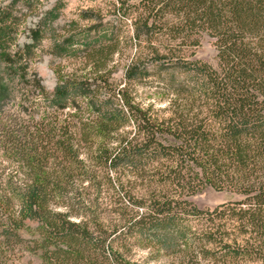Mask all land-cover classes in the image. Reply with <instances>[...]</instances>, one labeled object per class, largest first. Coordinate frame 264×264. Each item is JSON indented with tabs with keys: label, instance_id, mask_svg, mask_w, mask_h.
<instances>
[{
	"label": "trees",
	"instance_id": "1",
	"mask_svg": "<svg viewBox=\"0 0 264 264\" xmlns=\"http://www.w3.org/2000/svg\"><path fill=\"white\" fill-rule=\"evenodd\" d=\"M59 4L33 38L50 35L53 54L83 68L57 70L51 91L32 81L27 114L0 122V264L23 253L36 259L28 264H147L138 248L189 250L191 221L207 224L202 237L221 260L264 264V0H114L135 46L118 82L120 23L57 32ZM14 20L0 9V46ZM203 37L215 66L195 57ZM146 58L175 96L165 118L131 94ZM96 170L116 172L109 219L75 198ZM207 188L237 199L200 209L192 198Z\"/></svg>",
	"mask_w": 264,
	"mask_h": 264
},
{
	"label": "rangeland",
	"instance_id": "2",
	"mask_svg": "<svg viewBox=\"0 0 264 264\" xmlns=\"http://www.w3.org/2000/svg\"><path fill=\"white\" fill-rule=\"evenodd\" d=\"M0 0V9L12 13L15 21V32L0 46V122L14 119L18 113L27 114L33 90V82H38L47 91H51L57 82V70L63 72H81L83 64L76 59H61L53 54L50 38L43 33L41 39L35 41L34 32L39 27L42 13L51 9L59 1V17L54 24L57 32L63 31L61 27L75 22L77 27L88 29L98 23H110L121 26L120 49L113 57L112 66L115 67L113 80L121 81L123 68L135 46L131 43L132 26L129 19L119 21L114 13V0ZM4 54V55H2ZM195 57L216 65L215 49L212 39L203 37L200 46L195 50ZM140 67L145 71L132 84V96L142 108L149 107L151 112L160 118L169 115L171 100L175 99L171 88H167L164 67L150 58L141 60ZM31 95V96H30ZM30 96V97H29ZM36 112V111H35ZM37 117V113H34ZM22 116V115H21ZM18 119V117H16ZM131 130V127H125ZM92 183L85 182L75 194L79 205L87 208L89 215H101L106 219L115 216L121 194L115 183L116 172L96 170ZM237 199L236 196L211 188L203 190L194 196L192 201L200 209H213L221 203ZM191 233L188 235L191 248L183 252H163L158 255L150 254L148 250L137 249L136 258L147 260V264H246L235 263L230 260H221L218 251H214L213 244L204 242L202 233L207 224L191 221ZM225 233L230 238L235 236L231 224L227 225ZM233 234V235H232ZM200 239V240H199ZM224 239H227L226 237ZM203 241V242H202ZM202 242L204 247L211 251L205 259L201 258V250L196 247ZM228 243H231L228 240ZM195 245V246H194ZM194 246V247H193ZM214 251V252H213ZM214 255V256H213ZM36 262L29 253H23L15 264H28Z\"/></svg>",
	"mask_w": 264,
	"mask_h": 264
}]
</instances>
